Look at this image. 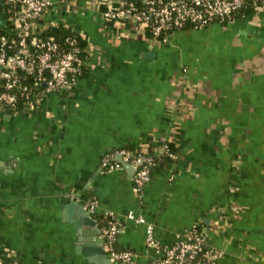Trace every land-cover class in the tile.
<instances>
[{"label":"crops","instance_id":"obj_1","mask_svg":"<svg viewBox=\"0 0 264 264\" xmlns=\"http://www.w3.org/2000/svg\"><path fill=\"white\" fill-rule=\"evenodd\" d=\"M106 1L57 0L47 13L88 40L89 67L70 89L0 108L2 262L109 264L101 223L113 212L134 264L156 256L147 222L163 243L198 223L224 252L217 264H264V8L161 40L132 19L105 21ZM126 146L160 157L142 194ZM106 153L122 166L104 169Z\"/></svg>","mask_w":264,"mask_h":264},{"label":"built area","instance_id":"obj_2","mask_svg":"<svg viewBox=\"0 0 264 264\" xmlns=\"http://www.w3.org/2000/svg\"><path fill=\"white\" fill-rule=\"evenodd\" d=\"M247 0H144L147 4L139 8L134 2L108 0L106 9H101L105 21L127 18L139 22L144 31L150 26L153 38L167 40L170 33L159 38L163 31L174 26L192 24L203 27L215 20L234 18ZM264 0H253L258 3ZM11 5L13 16H9L10 36L0 37V108H34L37 98L54 91L69 90L81 76L82 57L79 54L78 39L72 33L66 38L67 48L54 35L43 36L40 32L52 23L47 13L55 10L57 0H5ZM10 20V22H9ZM41 27V30H39ZM72 30H74L72 28ZM124 162L135 167L134 189L142 194L151 179L156 158L152 153L120 149ZM115 153L102 156L101 165L108 169L122 166ZM89 209L96 210L95 198L89 197ZM127 216L138 222L146 219L129 210ZM101 223L104 249L109 264H134L136 252L133 249L117 248L120 233L125 229L123 220L113 212L106 213ZM146 245L154 248L156 256L152 264H217L224 252L208 240L206 230L194 223L178 234L171 243H163L155 237L153 223L147 222ZM0 264H4L0 258Z\"/></svg>","mask_w":264,"mask_h":264},{"label":"trees","instance_id":"obj_3","mask_svg":"<svg viewBox=\"0 0 264 264\" xmlns=\"http://www.w3.org/2000/svg\"><path fill=\"white\" fill-rule=\"evenodd\" d=\"M127 3L129 2H134L139 8H144L147 4L144 2V0H125ZM264 5V1H259L258 3H255L253 2V0H247L246 1V5L239 11L237 12L235 15H234V18H230V19H226V20H222L223 22L225 21H232L234 20L236 17H239V16H243V15H252L254 14L258 8L260 6ZM106 4L102 5L101 9H106ZM2 2L0 0V12L2 11ZM6 11L7 13L9 14V16H13L12 13H14L12 11V8H11V5L7 2L6 3ZM125 20H128L127 18H121V19H115V20H112V21H107V22H123ZM216 21V20H215ZM10 22V20H9ZM9 25L10 23H8L7 25H1L0 27V37L2 36H10V32H9ZM208 24H205L204 26H207ZM203 26V27H204ZM196 28L194 25L192 24H184L182 26H174L172 28H169L165 31H163L161 34L158 35L159 38H162L166 32L168 33H171L173 31H175L176 29L178 28ZM39 30H41V27H39ZM73 34L74 36L77 37L78 39V46L80 48V51H79V54L80 56L82 57V74L83 75L87 68L89 67V61H90V49H89V44H88V40L83 36L82 33L78 32L77 30H72V27L65 24V23H58V24H51L47 27H45L41 32H40V35H43V36H50V35H54L56 36V38L61 42L62 46L64 48H67L68 46L66 45V38L68 37V35L70 34ZM145 34L146 36L148 37H152L154 36V33L151 29L150 26H147L146 29H145ZM123 148V147H122ZM125 149H128V150H133L134 152H148L146 151L145 149H143L142 147H124ZM177 152H178V146L176 145V143L174 141H168L167 142V145L165 147V151L163 154V156H165L167 159L168 158H174L176 157L177 155ZM156 158V163L154 164V166L159 162L160 160V157H157L155 156ZM153 166V167H154ZM104 169H108L106 166L103 167ZM134 182V180H133ZM84 198L87 200L89 197H92V195L90 194H83ZM103 220V219H102ZM104 221V220H103ZM102 221V222H103ZM115 246L117 248H119L117 246V242L115 243Z\"/></svg>","mask_w":264,"mask_h":264},{"label":"water","instance_id":"obj_4","mask_svg":"<svg viewBox=\"0 0 264 264\" xmlns=\"http://www.w3.org/2000/svg\"><path fill=\"white\" fill-rule=\"evenodd\" d=\"M1 2H2V8L3 9L0 12V24H6L7 21H8V13L6 11V3H5V0H1ZM10 110H11L10 108L7 109L8 112H10ZM84 210L86 211V208L85 207H82V210L81 211H84ZM101 240L104 242V238H102ZM99 251L102 252L106 256V252H105V249L103 247H101V249Z\"/></svg>","mask_w":264,"mask_h":264},{"label":"rangeland","instance_id":"obj_5","mask_svg":"<svg viewBox=\"0 0 264 264\" xmlns=\"http://www.w3.org/2000/svg\"><path fill=\"white\" fill-rule=\"evenodd\" d=\"M264 8V5L260 6L258 9Z\"/></svg>","mask_w":264,"mask_h":264}]
</instances>
